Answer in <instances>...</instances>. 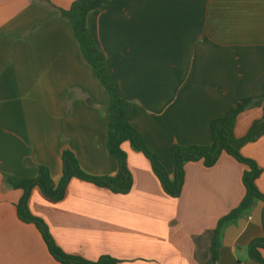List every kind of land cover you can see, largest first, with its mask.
I'll list each match as a JSON object with an SVG mask.
<instances>
[{"label": "crops", "instance_id": "crops-1", "mask_svg": "<svg viewBox=\"0 0 264 264\" xmlns=\"http://www.w3.org/2000/svg\"><path fill=\"white\" fill-rule=\"evenodd\" d=\"M76 0H49L68 10ZM87 27L105 53L132 121L147 147L174 178L173 146H209L212 122L244 98L264 93V0H110L91 12ZM109 96L83 61L71 25L41 0H0V264H58L37 228L18 219L23 197L5 175L36 179L47 167L58 185L62 154L82 170L114 177L119 162L107 151ZM262 108L241 114L235 137L246 136ZM127 195L72 179L54 203L34 188L31 214L48 226L68 255L119 264H202L208 238L246 195L248 168L222 154L213 167L185 166L181 196H168L146 157L130 144ZM262 173L264 135L241 148ZM263 203L227 223L217 264H259L249 245L263 237ZM264 257V252H263Z\"/></svg>", "mask_w": 264, "mask_h": 264}, {"label": "trees", "instance_id": "trees-1", "mask_svg": "<svg viewBox=\"0 0 264 264\" xmlns=\"http://www.w3.org/2000/svg\"><path fill=\"white\" fill-rule=\"evenodd\" d=\"M41 2L56 10L60 17L69 22L80 45L83 61L92 68L95 78L109 96L107 151L111 157L119 162V171L114 177L89 175L82 170L77 158L71 151H64L62 154L63 175L58 185L53 183L48 168L44 166L39 167V175L36 179H17L5 175L6 184L15 190L24 192L16 207L18 219L37 228L50 255L58 264H119V261L109 256L101 257L98 261L92 262L63 252L57 246L45 222L33 216L29 210L28 203L33 189L39 188L45 198L58 203L65 199L71 180L79 179L106 189L112 194L127 195L133 187V177L127 166L128 154L123 148L128 143L149 161L164 192L172 198H179L185 182V166L188 163L202 161L206 167L210 168L218 162L222 154H227L248 168L243 176V185L246 190L245 198L237 209L218 222L215 230L209 231L205 236L195 240L200 249L202 241L207 236L209 242L206 248L208 258L202 264H217L221 256V234L224 226L238 218L253 203L258 201L264 205V194L256 184L262 171L253 160L245 158L241 154L243 146L256 142L264 135V93L258 97L242 99L228 114L215 119L211 125L213 138L211 145L173 146L171 158L175 172L174 178L170 179L159 156L147 147L142 136L133 126L132 121L137 114L136 106L122 97L121 87L111 72L107 57L87 27L88 15L93 11L105 8L110 0H76L68 10L53 7L49 0H41ZM251 108H262L263 117L252 124L245 137L237 139L234 132L237 119ZM262 227L263 237L253 241L248 247L249 256L259 264H264V207Z\"/></svg>", "mask_w": 264, "mask_h": 264}]
</instances>
